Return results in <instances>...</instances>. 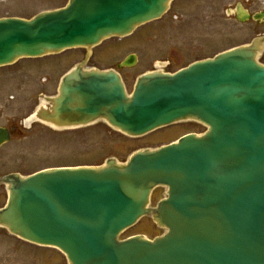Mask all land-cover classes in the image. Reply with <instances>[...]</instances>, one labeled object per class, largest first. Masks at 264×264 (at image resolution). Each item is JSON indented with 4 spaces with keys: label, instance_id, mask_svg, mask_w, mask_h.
<instances>
[{
    "label": "water",
    "instance_id": "1",
    "mask_svg": "<svg viewBox=\"0 0 264 264\" xmlns=\"http://www.w3.org/2000/svg\"><path fill=\"white\" fill-rule=\"evenodd\" d=\"M172 1L69 0L31 20L2 18L0 67L129 36ZM263 48L257 38L175 74H143L131 94L119 73L85 69L87 56L34 120L60 129L102 121L133 138L187 121L206 132L137 151L126 163L5 176L0 227L59 250L68 264H264ZM136 63L132 55L119 67ZM9 139L0 131V147ZM161 187L166 196L152 207ZM144 217L164 234L119 240Z\"/></svg>",
    "mask_w": 264,
    "mask_h": 264
},
{
    "label": "rangeland",
    "instance_id": "2",
    "mask_svg": "<svg viewBox=\"0 0 264 264\" xmlns=\"http://www.w3.org/2000/svg\"><path fill=\"white\" fill-rule=\"evenodd\" d=\"M67 1L0 0V18L30 19L40 12L61 8ZM210 1L177 0L160 20L140 27L131 36L108 39L95 47L89 67L116 70L122 60L136 55V66L119 71L131 93L136 79L156 69L158 62L169 61L165 71L176 72L194 61L263 36L264 25L251 20L238 22L227 12L232 11L231 5L246 0H216L218 8L214 9L213 17L206 7ZM84 54L74 49L56 57L23 60L0 69V123L15 127L11 141L0 148V177L12 173L28 176L52 167L101 166L110 158L124 163L138 150L156 149L187 133L206 131L202 125L185 122L130 138L103 122L75 130H58L39 122L28 125L30 113L45 103L39 95H54L58 76L82 60ZM165 194L164 189H157L152 206ZM6 198V190L0 186V207ZM162 234L164 231L152 218H143L121 239L143 235L153 240ZM0 264H67V260L55 249L24 243L1 229Z\"/></svg>",
    "mask_w": 264,
    "mask_h": 264
},
{
    "label": "flooded vegetation",
    "instance_id": "3",
    "mask_svg": "<svg viewBox=\"0 0 264 264\" xmlns=\"http://www.w3.org/2000/svg\"><path fill=\"white\" fill-rule=\"evenodd\" d=\"M176 1L177 0H174V2H176ZM263 3L264 2L258 3L257 1H254V0H246V1L241 2V5H242L241 7L245 11H247L251 16H255L256 15L257 20H254L252 18V19H250L251 21H255L256 23H260V24L264 25V6L261 7V5ZM173 5L171 6V8L173 7ZM206 7L208 9L209 8L211 9V13H212V17H213L215 15L214 9L218 8L217 1L216 0H211L210 4L207 5ZM231 7L233 8L232 11L228 10L227 12L230 14V16L234 17L238 21L237 17H238V11H239V7H240L239 2H237L235 5H231ZM257 15L259 17H262V18H258ZM263 36H264V33H263ZM261 62L264 64V52L261 55ZM0 118H1V114H0ZM8 130L11 132V134H13V132L15 131V127H11V126L8 127L6 124H1L0 123V131H8ZM190 133H196V132H190ZM3 188L5 189L4 186H3Z\"/></svg>",
    "mask_w": 264,
    "mask_h": 264
}]
</instances>
